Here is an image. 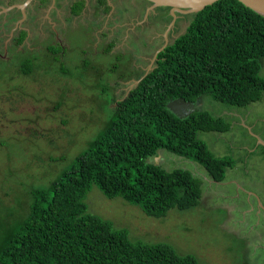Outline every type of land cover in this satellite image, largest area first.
<instances>
[{
    "label": "rangeland",
    "instance_id": "1",
    "mask_svg": "<svg viewBox=\"0 0 264 264\" xmlns=\"http://www.w3.org/2000/svg\"><path fill=\"white\" fill-rule=\"evenodd\" d=\"M27 1L0 0V233L24 218L33 200L32 186H48L70 168L107 119L105 103L92 102L95 87L76 89L77 82L59 79L62 75L30 80L19 72L20 53H35L45 62L48 47L60 45L56 66L74 72L88 63L85 69L112 87L128 71L137 72L109 93L120 96L156 68L158 52L183 35L192 20V14H185L172 24L168 15L159 17L167 9L157 14L140 0H34L23 6ZM78 2L84 9L75 15L72 8ZM23 31L28 37L19 45L16 40ZM64 85L67 98L74 99L69 102L64 96L66 102L61 103ZM187 110L209 111L231 125L228 132L199 133L216 156L234 160L224 182L211 181L194 163L163 150L154 158L157 164L170 171L193 169L203 176L198 207L175 209L157 219L121 198L108 199L94 187L86 199L89 212L129 230L132 240L168 243L200 264H264V97L238 107L205 95Z\"/></svg>",
    "mask_w": 264,
    "mask_h": 264
},
{
    "label": "trees",
    "instance_id": "2",
    "mask_svg": "<svg viewBox=\"0 0 264 264\" xmlns=\"http://www.w3.org/2000/svg\"><path fill=\"white\" fill-rule=\"evenodd\" d=\"M83 9L84 3L78 2L72 11L79 15ZM25 37L24 32L17 42ZM59 47H48L42 56L45 62L35 53L27 57L20 53V74L33 81L36 76L62 75L59 79L77 82L76 89L95 87L96 98L89 99L95 106L96 101L105 103L107 119L70 168L48 186H32L33 200L24 218L0 233V264H200L195 256L182 255L168 243L132 240L129 230L90 213L86 199L97 187L108 199L121 198L157 219L175 209L198 207L204 195L203 176L193 169L170 171L157 164L154 158L163 150L194 163L211 181L224 182L234 160L216 156L199 133H224L231 125L204 110L180 118L169 104L197 103L205 95L238 107L261 101L264 16L239 0H221L192 14L186 32L159 53L156 68L120 96L109 93L137 72L128 71L112 87L87 71L88 63L74 72L56 66L62 56ZM117 60H123L121 55ZM67 87H62L61 103L66 102Z\"/></svg>",
    "mask_w": 264,
    "mask_h": 264
},
{
    "label": "water",
    "instance_id": "3",
    "mask_svg": "<svg viewBox=\"0 0 264 264\" xmlns=\"http://www.w3.org/2000/svg\"><path fill=\"white\" fill-rule=\"evenodd\" d=\"M34 0H28L26 4H29ZM153 4V8L158 7H171L174 11L180 14H196L206 7L211 6L221 0H146ZM245 6L251 8L258 14L264 16V0H239ZM23 8V7H21ZM177 16H174L176 20ZM174 20V21H175ZM167 46H165L161 51H163ZM190 103L184 100H175L169 104V109L180 118H186L193 112L188 111Z\"/></svg>",
    "mask_w": 264,
    "mask_h": 264
},
{
    "label": "flooded vegetation",
    "instance_id": "4",
    "mask_svg": "<svg viewBox=\"0 0 264 264\" xmlns=\"http://www.w3.org/2000/svg\"><path fill=\"white\" fill-rule=\"evenodd\" d=\"M140 1H143V2H146V3H148L147 5L149 6H151V8H153V4L151 3V2H148V1H146V0H140ZM34 2V1H33ZM32 2V3H33ZM31 4V3H30ZM160 8H164V9H167V14L166 13H164V14H161L159 17L160 18H164L166 15H168L169 17H171V19H172V24L175 22H177V21H179V18H181V17H183V16H180V14L178 13V12H176V11H174L171 7H158V8H156V9H154L153 11H154V13H157V10H161ZM166 12V11H165ZM158 14V13H157ZM174 16H177L176 17V20L174 19ZM175 20V21H174ZM25 31H23V32H21V34H20V36L24 33ZM26 33V37H25V40H26V38L28 37V33L27 32H25ZM20 36L18 37V38H20ZM18 38H17V40H18ZM16 40V41H17ZM25 40L21 43V44H19V45H23L24 43H25ZM27 51V50H26Z\"/></svg>",
    "mask_w": 264,
    "mask_h": 264
},
{
    "label": "clouds",
    "instance_id": "5",
    "mask_svg": "<svg viewBox=\"0 0 264 264\" xmlns=\"http://www.w3.org/2000/svg\"><path fill=\"white\" fill-rule=\"evenodd\" d=\"M180 14V13H179ZM182 15H185V14H180V16H182ZM162 50V49H161ZM161 50L158 52V54L156 55V57H155V61H157V57H158V55H159V53L161 52ZM152 70H154V69H152ZM152 70H150V71H152ZM130 72H133V71H130ZM149 73V72H148ZM148 73L147 74H145L142 78H140L139 80H135L134 81V83H133V85L136 83V85L132 88V89H134L135 87H137L139 84H140V82L142 81V79L145 77V76H147L148 75ZM138 79V78H137ZM131 89V90H132ZM130 90V91H131ZM192 104H195V103H190V105H192Z\"/></svg>",
    "mask_w": 264,
    "mask_h": 264
}]
</instances>
